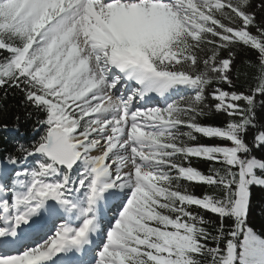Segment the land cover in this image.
<instances>
[{
    "label": "snow or ice",
    "instance_id": "6c2138e0",
    "mask_svg": "<svg viewBox=\"0 0 264 264\" xmlns=\"http://www.w3.org/2000/svg\"><path fill=\"white\" fill-rule=\"evenodd\" d=\"M254 9L264 0H0V89L44 114L39 138L0 158V264H264L249 220L264 130L245 139L264 105ZM240 46L258 54L249 94L220 87ZM213 108L224 126L200 122Z\"/></svg>",
    "mask_w": 264,
    "mask_h": 264
},
{
    "label": "trees",
    "instance_id": "16d2710c",
    "mask_svg": "<svg viewBox=\"0 0 264 264\" xmlns=\"http://www.w3.org/2000/svg\"><path fill=\"white\" fill-rule=\"evenodd\" d=\"M258 3V0H253V5ZM257 12V22L264 24V12L254 9ZM255 34V29H252ZM236 55L233 64V72L231 78L234 87H229L227 84L220 85L226 91L250 93V89L256 86L257 69L250 66L246 61L251 62V65H257L258 54L242 46L234 49ZM222 55L226 58L227 52ZM2 59V54H0ZM261 98L257 97L256 107V122L257 128H250L246 134V142L251 146L253 137L260 130H264V105L259 104ZM43 113H38L31 106L24 103L23 93L19 89L9 88L7 90L0 89V158L8 153H15L18 144H23L26 147L30 146L36 139L39 138L41 132L35 131L37 118H43ZM229 120V117L215 114L212 110L207 116L202 117L200 122L203 124L224 126ZM7 125V129H5ZM192 143H221L228 144L226 141L213 140L209 141L204 138H199L198 141ZM253 155L257 158L264 159V150L253 148ZM192 165L205 174L208 173L209 163L204 160L192 159ZM181 183H186L181 181ZM189 191L195 195H202L205 192H212V189L205 185L189 186ZM206 218L215 219L211 214H206ZM250 225L254 230L264 237V190L252 188ZM214 246V245H212Z\"/></svg>",
    "mask_w": 264,
    "mask_h": 264
},
{
    "label": "rangeland",
    "instance_id": "374dc122",
    "mask_svg": "<svg viewBox=\"0 0 264 264\" xmlns=\"http://www.w3.org/2000/svg\"><path fill=\"white\" fill-rule=\"evenodd\" d=\"M173 98H176V97H173ZM208 103H209L210 105H214V104H215V101L212 100L211 97L209 96ZM150 106H158V107L163 108V107L166 106V104L164 103L163 100H162V101H159V100H158V97H156V101H155L152 105H150ZM213 111H214L215 114L222 115V116H226V114H224V113H217V112H215L214 108H213ZM252 143H253V141H252ZM255 149H256V148H255ZM262 150H264V149H262ZM253 188H254V189H258V190H264V188H259V187H255V186H254ZM110 215H111V214H110ZM45 232H47V229H45V230L43 231L42 235H43ZM72 259L74 260V259H75V256H72Z\"/></svg>",
    "mask_w": 264,
    "mask_h": 264
},
{
    "label": "bare ground",
    "instance_id": "6f19581e",
    "mask_svg": "<svg viewBox=\"0 0 264 264\" xmlns=\"http://www.w3.org/2000/svg\"><path fill=\"white\" fill-rule=\"evenodd\" d=\"M158 100H159V101H162V99L159 98V97H158ZM43 235H44V234H43ZM38 238H39V237H37V239H38ZM71 255H72V254H69V257H71ZM66 259H67V258H66Z\"/></svg>",
    "mask_w": 264,
    "mask_h": 264
}]
</instances>
